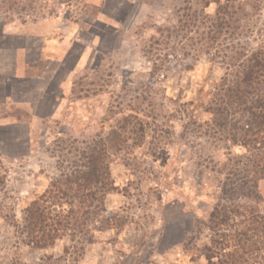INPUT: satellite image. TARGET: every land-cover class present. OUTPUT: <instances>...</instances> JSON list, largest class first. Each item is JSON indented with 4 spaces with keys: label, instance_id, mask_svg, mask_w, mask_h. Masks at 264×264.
I'll list each match as a JSON object with an SVG mask.
<instances>
[{
    "label": "rangeland",
    "instance_id": "374dc122",
    "mask_svg": "<svg viewBox=\"0 0 264 264\" xmlns=\"http://www.w3.org/2000/svg\"><path fill=\"white\" fill-rule=\"evenodd\" d=\"M208 1L0 0V118H7L0 120V264H206L201 251L226 159L242 151L201 108L232 70L226 55L264 42V0H249L209 48L206 28L217 7L202 11ZM194 15L205 29L193 28ZM50 30L56 47L44 42ZM19 61L32 68L26 76L40 79L41 99L18 87ZM8 94L32 103L40 119L31 131L27 107L2 104ZM123 117L131 119L121 134ZM105 141L116 144L101 213L108 225L96 217L87 237L27 246L25 208L73 162L80 166L88 146ZM258 193V202L240 203L264 216V182Z\"/></svg>",
    "mask_w": 264,
    "mask_h": 264
},
{
    "label": "trees",
    "instance_id": "16d2710c",
    "mask_svg": "<svg viewBox=\"0 0 264 264\" xmlns=\"http://www.w3.org/2000/svg\"><path fill=\"white\" fill-rule=\"evenodd\" d=\"M248 2L211 0L204 3L202 11L210 4L217 7L213 21L206 28L209 48L213 49L218 39L228 33L230 17L235 11L245 14L243 6L250 8ZM191 18L193 28L205 29L196 15ZM259 34L264 36V32ZM229 54L226 58L232 70L226 71L219 84L211 89L209 103L201 110L207 115L210 127L242 154L226 159L229 169L219 191L221 202L209 214L206 227L210 239L201 252L206 264H264V216L240 203L242 200L258 202V185L264 182V42L254 46L238 44ZM129 119L122 118L118 132L125 133ZM114 140L117 144L124 143L116 133ZM87 148L80 166L73 162L72 167L52 179L46 190L25 208L21 232L27 246L47 249L64 238L73 242L87 237L96 217L99 223L108 225V219L101 213H105V196L112 191L110 151L116 149V144L105 141ZM4 187L5 179L0 174V195Z\"/></svg>",
    "mask_w": 264,
    "mask_h": 264
},
{
    "label": "crops",
    "instance_id": "0c3cea01",
    "mask_svg": "<svg viewBox=\"0 0 264 264\" xmlns=\"http://www.w3.org/2000/svg\"><path fill=\"white\" fill-rule=\"evenodd\" d=\"M34 30L35 29H33V30L31 29V31L30 30L28 31V30L24 29V30H21V31H23L22 34H30V33H33V34L37 35V33H35ZM21 31H19L20 33L19 32H15V34H18V33L21 34ZM30 35H32V34H30ZM53 36H54V32L50 30V32L48 34V37H46L44 39V42L45 43H48L47 45H50L52 47H56L54 44H56L57 42L54 41ZM60 43H62V41H60ZM19 51H20V53H23L24 51L27 52L23 48L22 49L20 48ZM65 54H66V51L64 52V55ZM21 55L23 56V54H21ZM51 55H52V53L50 51H48L47 56H51ZM55 58L56 57H52V59L56 60ZM15 66H16V68H15L14 72L17 73V74H19V75H15L14 74V79L21 81V83H20L21 85H19L18 87L21 88L22 90H25L24 91L25 93L34 92L35 95L37 97H39L38 99H41V96H42V93L43 92H42V90H37L38 85H40L39 84L40 83V79L36 78L37 79L36 81H32L33 79H31V77L26 76V75H28V73L31 72L30 70L32 68L28 64H26L24 62H21V61L17 62V64H15ZM36 85H37V87H35ZM41 87H42V85H41ZM6 97H10V98L4 99V101L2 102L3 105H6L8 107H12V106H14V107L19 106V107H25V108L27 107L26 108L27 110H25V112L28 113V115H29V117H27V121L29 122V123H27V125H28L29 131H31L33 129L34 125H35V122L38 119H40L35 114H33V113L31 114L30 113V110L32 108L31 107V104L32 103L29 100H23L22 101L20 98H19L20 100H17V99L16 100H14V99L12 100L10 94H8ZM1 119L5 120L7 118H0V120Z\"/></svg>",
    "mask_w": 264,
    "mask_h": 264
}]
</instances>
